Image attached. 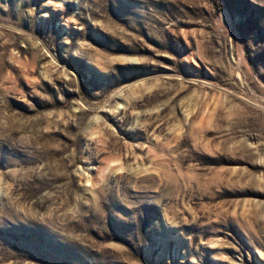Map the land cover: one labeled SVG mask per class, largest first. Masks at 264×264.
<instances>
[{
  "label": "rangeland",
  "instance_id": "rangeland-1",
  "mask_svg": "<svg viewBox=\"0 0 264 264\" xmlns=\"http://www.w3.org/2000/svg\"><path fill=\"white\" fill-rule=\"evenodd\" d=\"M0 264H264V0H0Z\"/></svg>",
  "mask_w": 264,
  "mask_h": 264
}]
</instances>
